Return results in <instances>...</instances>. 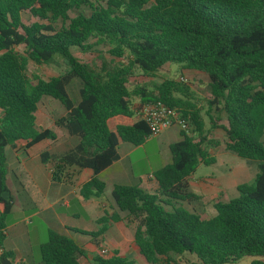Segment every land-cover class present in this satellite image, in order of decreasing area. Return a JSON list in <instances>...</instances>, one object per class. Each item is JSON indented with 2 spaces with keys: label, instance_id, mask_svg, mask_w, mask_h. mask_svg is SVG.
I'll use <instances>...</instances> for the list:
<instances>
[{
  "label": "trees",
  "instance_id": "16d2710c",
  "mask_svg": "<svg viewBox=\"0 0 264 264\" xmlns=\"http://www.w3.org/2000/svg\"><path fill=\"white\" fill-rule=\"evenodd\" d=\"M26 11L35 20L30 26L22 23ZM104 42L112 46V59L100 58L98 66L73 54V49L85 52ZM55 58L66 66L62 75L35 83L28 79L29 62L49 65ZM169 63L208 78V129L186 84L163 80L151 91L130 90L135 69L149 78ZM74 79L80 83L77 103L67 93ZM42 97L61 104L65 115L57 125L78 140L72 151L56 157L52 180L58 181L65 168L90 172L79 189L84 200L103 196L105 184L97 176L118 159L120 145L138 147L150 138L136 116L139 105L159 101L177 108L191 130L168 146L171 163L152 174L155 193L125 185H115L110 193L117 211L136 223L132 243L138 255L146 264L183 254L195 256L199 264L244 257L264 264V0H0V247L13 207L6 150L18 142L29 150L57 138L37 125ZM215 129L224 135L225 150L253 163L256 173L252 184L236 186V198L215 203V215L202 219L183 204L198 199L187 178L200 165L216 163L208 153L217 145L210 139ZM40 158L46 164L50 156ZM119 220L116 214L104 216L93 232L73 231L97 239L107 231L106 223ZM39 255L41 264H82L87 257L71 238L50 229ZM11 257L1 251L0 264ZM90 264L137 263L113 251L109 257H92Z\"/></svg>",
  "mask_w": 264,
  "mask_h": 264
},
{
  "label": "rangeland",
  "instance_id": "374dc122",
  "mask_svg": "<svg viewBox=\"0 0 264 264\" xmlns=\"http://www.w3.org/2000/svg\"><path fill=\"white\" fill-rule=\"evenodd\" d=\"M81 10L85 15H89V10H87L86 8H82ZM74 15V13H71L70 16L72 17ZM34 21L35 20L31 17L29 12L26 11L22 13V23L24 25L30 26ZM59 27L60 23H57L56 28L59 29ZM94 42L95 39L91 40L89 43L92 44ZM111 47L112 46L110 43L104 42L101 45L95 46L92 50L85 52L80 51L78 49H73V54L83 63H86L90 66H98L100 58H105L106 60L112 59V57L108 54V50L111 49ZM15 50L19 53L22 52L21 47H18ZM65 71L66 66L63 64V62L59 58H55L54 62L49 65H37L32 62H29L27 65L26 75L32 83H35L37 78L42 80H48L51 77L62 75ZM180 78L186 80V82L183 84H186V86L189 88L194 102L200 110L204 122V129H208V119L205 116V111L207 109L206 100L208 96V78L205 74L184 69L180 64L169 63L165 65L161 70H159L154 75V77L149 78L143 76L139 72V70L135 69L134 75L129 80L128 86L130 90L135 89L136 87L143 86L151 91L153 90V86L155 84H160L163 80H175L177 82H180ZM79 88L80 83L77 79H74L72 83L67 87V93L74 103H77V101L79 100ZM134 103L138 104V101L135 99L132 101L133 105ZM64 115L65 110L58 101L53 100L49 97L41 98V101L38 105V110L36 112L37 125L47 127L48 129L53 131L57 135L58 141H48V144L41 143L32 147L28 152L29 166L31 168L39 167V157L42 153L47 152L50 156L48 166L52 170L55 164L56 157L62 156L68 152V146L65 143L66 140L62 136L66 131L57 125V120L63 117ZM222 124H225V121H223ZM210 139L214 141L217 140V146H209L213 153H217L213 155L216 159V163L209 166L200 165L197 168L196 172L192 175V178L193 180L197 181L204 180L207 178H213L221 184V186L218 188L220 189L223 187L225 189V192L218 193V195H215V197L207 198L198 195L197 200H193L189 204H183L187 210L194 212L195 214L199 215L202 219H209L210 217L215 215V203L224 204L236 198L238 196L236 186L240 184H252L256 173V168L253 163L247 160L240 159L234 154L225 150L223 144L224 135L221 130H213L212 135H210ZM262 141H264V136L262 138ZM70 143V145H73V141H71ZM158 152L161 157H163L164 155H169L168 150H166V148L162 145L161 137L152 138L145 146L137 149V151H135V153H133L131 156L134 172L146 170L148 168V165L151 167V169H158L160 165L158 162ZM11 168L15 169V165H12ZM146 173L150 174L151 170H147ZM8 182L11 186L9 175ZM12 184L13 186H15L14 182H12ZM212 185L213 184H211V186ZM14 201V212L7 216L6 224L15 225L10 229L8 236L5 237L6 241L3 242V246L5 247L6 243L11 246L17 245L19 247L18 249L21 252L27 251L29 253L31 260L36 263L41 262L39 255V246L47 240V231L49 227L42 219V216H36L28 220H22L23 214L27 216L29 213L32 212V210H23L22 198L16 196L14 198ZM103 202L105 203V199H103ZM55 211L58 214L64 215L66 217H72L74 213L77 214V219L71 218L70 220V225H73L76 228H82L87 231H94L100 227L95 223L90 225L89 220L86 216H84L80 205H77L76 203H71L69 209L60 208L58 206L55 208ZM82 222H85V225L83 227L81 226ZM110 224L111 223L105 224V226L107 227V232L104 235V244L106 245H110V243H113L114 241L112 232L115 227L111 226ZM17 231L19 232V234H21V236H19L18 238L15 234ZM129 231V238L132 239L135 232V228L132 227ZM75 239H82V241L85 240L81 236L78 238L76 236ZM91 239L92 238L90 237L88 240ZM90 244H93V241H90ZM88 248L89 246L85 247L86 253L89 257H94L95 252L89 251ZM118 249L119 250L117 252H120V256L122 255L128 259H133L136 261L137 264H146L143 258L138 255L133 249V246L130 242L122 244ZM11 259L13 258L11 257ZM11 259L4 262L6 264H14ZM255 259L256 258L253 257H244L237 262L228 264H250ZM158 264H199V262L197 261L195 256L183 254L181 256L172 255L168 259L162 258L159 260Z\"/></svg>",
  "mask_w": 264,
  "mask_h": 264
},
{
  "label": "crops",
  "instance_id": "0c3cea01",
  "mask_svg": "<svg viewBox=\"0 0 264 264\" xmlns=\"http://www.w3.org/2000/svg\"><path fill=\"white\" fill-rule=\"evenodd\" d=\"M208 97L209 94L207 96V99ZM134 105L137 104L134 103ZM38 126L42 129H48L47 127H42L40 125ZM179 133L180 131L177 127H171L163 131L158 136L148 138L141 146L134 147L127 143L120 145L117 149L118 159L114 163H112V165L106 168L104 171L99 173L97 176V178L105 184V190L103 196L99 199L92 198L89 200H84L80 197L79 189L80 186L90 178L91 175L90 172L77 171L74 168H65L62 174L59 176V180L53 181L51 176L52 170L48 166V162L46 164H43L41 162V158L39 157V167L31 168L29 166V155H28V152L31 148L29 150H25L24 149L25 144L23 142H18L14 149L6 150V162L8 165V175L10 176L11 186L8 182V175L6 177V183L8 190L10 192V196L13 201V205L15 202L14 198L16 196L22 198L23 210L24 209L32 210V212L29 213L27 216L23 214L22 220H28L31 219L32 217L34 218L36 216L38 217L42 216V219L44 220V222L46 223V225L49 227L50 230L68 236L85 252H86L85 247L89 246L88 248L89 251L95 252L94 256L98 255V251L101 248V246H103V248L108 249L111 255L113 251H118L119 250L118 248L122 244L127 242H130L132 244L133 249L138 254L136 247L132 243L133 238L132 239L129 238L130 235L129 230L132 227L135 228L136 223L126 213H120L117 211L110 196L111 190L115 185H125V186H139L141 189L149 193H155L157 186L152 179V174L158 169L171 163L170 155L168 156L164 155L163 157H161L158 152V162L160 164L158 169H151V167L148 165V168L146 170L135 171V172L133 169L131 156L133 153H135V151H137V149L145 146L152 138H158V137H161L162 145L166 148V150H168V146L171 143L180 140ZM62 136L66 140L65 143L68 146V152L72 151L75 148V146L78 144L77 138L70 136L67 132H64ZM56 141H58V137L56 138ZM71 141H73L72 143L73 145H70ZM41 143L48 144V141H42ZM208 153L212 157H214L213 156L214 154H217V153H213L211 148H208ZM12 165H15V169L11 168ZM149 169L151 170V173L147 174L146 172ZM12 182H14L15 186H13ZM187 184L189 191L191 190L190 192L195 194L197 197L198 195L205 198L215 197V195L217 196L218 193L225 192V189L223 187L220 189L218 188L221 186V184L213 178H207L204 180L197 181V180H193L191 175L190 177L187 178ZM211 184L213 185L211 186ZM103 199H105V203L103 202ZM71 203H76L77 205H80L82 212L84 216L88 218L90 225H92L93 223L96 224V221L104 216H111L113 214L118 215L120 219L118 222L116 223L109 222L111 223L110 224L111 226L115 227L112 232L114 238L113 243L111 242L110 245L104 244V235L107 231L104 233L103 236L91 240H88L90 238L89 236H84L75 233L73 230H81L85 232H93V231H87L85 229L76 228L73 225H70L71 218L73 219L78 218L77 214L74 213L72 217H66L64 215L58 214L55 211V208L58 206L60 208L69 209ZM13 212L14 209L12 207L11 213ZM14 225L15 224H10V225L6 224L5 227L6 236H8L10 229L14 227ZM84 225L85 222H82L81 226L83 227ZM15 234L17 238L21 236V234H19L18 231ZM76 236L77 238L81 236L85 240L84 241H82V239L77 240L75 239ZM4 241L6 240L4 239ZM90 241H93V244H90ZM95 242H99L100 245L98 247L95 246ZM18 248L19 247L17 245L11 246L8 243H6L5 247L3 246L2 243L0 247L2 252L12 253L13 259L11 260L13 261L14 264H41V262L36 263L33 260H31L29 253L27 251L21 252ZM86 255L87 257L82 261V264L84 263L90 264L92 257H89L87 253Z\"/></svg>",
  "mask_w": 264,
  "mask_h": 264
},
{
  "label": "built area",
  "instance_id": "2783aa9c",
  "mask_svg": "<svg viewBox=\"0 0 264 264\" xmlns=\"http://www.w3.org/2000/svg\"><path fill=\"white\" fill-rule=\"evenodd\" d=\"M179 81L181 83L186 82L183 78H180ZM136 116L147 125L150 137L158 136L171 127H177L180 132H184L185 134H189L191 130L190 123L182 118L177 108L169 107L159 101L139 105L136 109ZM98 255L101 257H109L110 252L108 249L101 247Z\"/></svg>",
  "mask_w": 264,
  "mask_h": 264
},
{
  "label": "water",
  "instance_id": "95a60500",
  "mask_svg": "<svg viewBox=\"0 0 264 264\" xmlns=\"http://www.w3.org/2000/svg\"><path fill=\"white\" fill-rule=\"evenodd\" d=\"M2 198H3V199H6V198H7V193H3V194H2ZM2 264H6V263L3 262ZM7 264H8V263H7Z\"/></svg>",
  "mask_w": 264,
  "mask_h": 264
}]
</instances>
